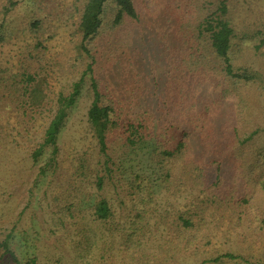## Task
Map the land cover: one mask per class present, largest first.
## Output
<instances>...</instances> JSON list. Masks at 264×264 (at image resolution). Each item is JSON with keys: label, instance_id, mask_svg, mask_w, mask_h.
I'll return each mask as SVG.
<instances>
[{"label": "trees", "instance_id": "trees-1", "mask_svg": "<svg viewBox=\"0 0 264 264\" xmlns=\"http://www.w3.org/2000/svg\"><path fill=\"white\" fill-rule=\"evenodd\" d=\"M52 1L6 0L0 9V49L16 40L20 53L7 105H0V149L7 128L21 133L23 121L14 124L20 113L43 121L32 157L39 164L50 152L38 178L50 172L64 178L51 206L73 261L188 264L226 234L261 247V255L224 251L202 264H264V146L253 154L241 150L257 135L241 136L255 102L264 101V72L250 62L264 48L263 26L239 23L238 0H151L155 9L144 11L137 0H65L63 7ZM147 14L165 18L170 52L164 94L149 106L138 96L140 71L131 95L98 71L105 59L119 60L120 49L129 55ZM132 55L133 66L138 50ZM205 85L219 93L199 96ZM84 97L95 149L62 152L61 136ZM138 153L149 171L129 164ZM241 169L245 181L237 192L230 183ZM12 238L0 240V264H43L38 257L22 261Z\"/></svg>", "mask_w": 264, "mask_h": 264}, {"label": "rangeland", "instance_id": "rangeland-1", "mask_svg": "<svg viewBox=\"0 0 264 264\" xmlns=\"http://www.w3.org/2000/svg\"><path fill=\"white\" fill-rule=\"evenodd\" d=\"M63 7L65 0H53ZM6 0H0V9ZM141 11L146 10L144 6L155 9L151 0H137ZM237 18L240 24H259L264 29V0H238ZM66 7H64L65 9ZM163 16L155 17L147 14L141 27V32H134V39L130 41V47L126 49L129 55L123 56V51H119L118 58L105 59L99 66L98 71L102 72L107 79H111L115 87L121 93L132 90V77L140 71L144 74V83L138 96L144 100L145 106H149L156 99L162 96L165 91V80L168 76L170 65L165 57L170 54L165 48L164 31L167 29ZM166 33V34H165ZM25 45L24 36L19 39ZM16 40L11 45H6L0 49V105L5 104V96L11 92L10 80L17 73V66L20 60V53L16 50ZM18 48V47H17ZM138 50V59L131 65L129 61L134 50ZM258 56L250 54V62L264 72V48ZM128 62L125 66L120 60ZM125 67L128 69L127 76H124ZM147 76L148 80H145ZM156 80L155 82H153ZM149 83V85L147 84ZM219 93L212 86L198 87V95L203 98L215 97ZM129 95L131 93L129 92ZM10 97V96H9ZM89 97H84L72 113V117L61 136L60 144L62 152L65 150L72 153L84 151L89 148L95 149L93 137L87 123V112L89 108ZM12 106H14L12 104ZM146 108V107H145ZM146 110V109H145ZM17 115L14 120L23 121L21 133H17L12 128H7L3 133L0 156V240L8 234H12V248L17 252L20 259L26 262L29 258L38 257L43 264H76L73 254L68 246L66 233L60 228L59 217L54 215L52 207L53 194L64 184L61 172L48 173L43 178H38L41 164H44L49 156L47 153L39 164H35L32 154L36 144L40 141L43 133L44 123L39 118L25 117L23 112ZM254 120L251 124L242 129V138H246L249 133L257 132L254 140L243 146L241 150L246 154H253L254 151L264 146V101H257L253 111ZM38 118V117H37ZM36 121V122H35ZM15 136V137H14ZM97 152V151H96ZM143 153L129 157V164L135 170L149 171V161ZM246 155H244V158ZM218 164L213 163L216 170ZM66 165L62 166V170ZM231 169L224 168V172ZM242 169L237 172V176L230 183L237 192L243 189L244 174ZM224 180L223 184L227 185ZM110 187V186H108ZM107 195L116 201L119 195L108 188ZM261 247H251L249 244L242 245L236 240H230L227 235H222L216 241V246L211 253L200 260H191L188 264H202L205 259L224 251H236L241 253H255L260 256ZM264 255V250H262Z\"/></svg>", "mask_w": 264, "mask_h": 264}]
</instances>
